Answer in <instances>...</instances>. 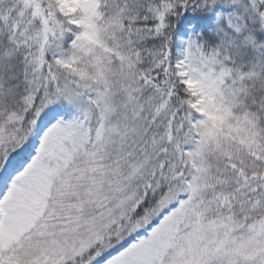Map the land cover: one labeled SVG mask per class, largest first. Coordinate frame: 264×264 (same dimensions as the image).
<instances>
[{"label":"snow or ice","instance_id":"6c2138e0","mask_svg":"<svg viewBox=\"0 0 264 264\" xmlns=\"http://www.w3.org/2000/svg\"><path fill=\"white\" fill-rule=\"evenodd\" d=\"M0 264H264V0H0Z\"/></svg>","mask_w":264,"mask_h":264}]
</instances>
